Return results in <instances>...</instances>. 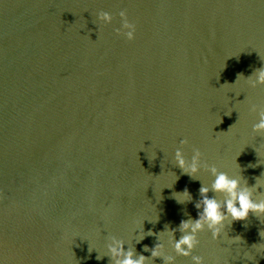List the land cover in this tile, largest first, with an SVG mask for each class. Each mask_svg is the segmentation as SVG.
<instances>
[{
  "label": "water",
  "instance_id": "1",
  "mask_svg": "<svg viewBox=\"0 0 264 264\" xmlns=\"http://www.w3.org/2000/svg\"><path fill=\"white\" fill-rule=\"evenodd\" d=\"M261 67L264 0H0V264H264L255 215L175 248L211 167L264 200Z\"/></svg>",
  "mask_w": 264,
  "mask_h": 264
},
{
  "label": "clouds",
  "instance_id": "2",
  "mask_svg": "<svg viewBox=\"0 0 264 264\" xmlns=\"http://www.w3.org/2000/svg\"><path fill=\"white\" fill-rule=\"evenodd\" d=\"M123 20V29L121 31L117 29V33L125 35L128 40L135 39L136 25L129 22L127 11H121L119 13ZM99 20L106 24H111L113 21V15L109 12L102 11L99 13ZM253 75L256 77L255 84L264 85V67L258 68L254 71ZM251 80V77H249ZM256 131L264 132V113L261 114V119L255 125ZM181 144L187 145L188 140L181 141ZM194 156L192 163L189 165L184 158L183 152L177 150L175 153L176 161L184 172L191 176H196L199 172L200 157L203 153L194 148ZM211 172L215 176L211 189L201 186L200 195L202 197L201 202L196 204L198 210L199 219L186 220L181 222V230L185 233L179 241L175 243V248L178 254L183 256H190L192 252L200 244L198 233L207 229L212 233L214 240H219L224 234L226 222L231 221H247L251 215L256 217H264V200L257 201L254 199L252 188L257 185L248 187L246 184L241 187V180L230 177L226 172H220L216 167H211ZM220 194L224 197L223 201L217 198V196H209V192ZM183 195L187 200H191V193L187 189L184 190ZM261 235V233H260ZM234 240H240V237H235ZM119 247L110 246V252L113 258L122 256L123 259H115V264H145L147 257L140 255L139 258H134L135 253L133 251L125 252L122 242H118ZM161 245H157L156 248L151 249L152 257L157 258L160 256ZM145 250H149L146 249ZM101 259V257H97ZM172 259L171 257L169 258ZM195 264H205V260L202 256H193Z\"/></svg>",
  "mask_w": 264,
  "mask_h": 264
}]
</instances>
